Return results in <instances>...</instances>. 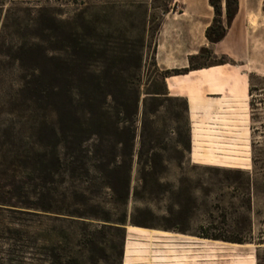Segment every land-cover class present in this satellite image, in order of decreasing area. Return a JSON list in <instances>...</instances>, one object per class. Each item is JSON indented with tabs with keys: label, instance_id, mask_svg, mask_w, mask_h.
<instances>
[{
	"label": "trees",
	"instance_id": "obj_1",
	"mask_svg": "<svg viewBox=\"0 0 264 264\" xmlns=\"http://www.w3.org/2000/svg\"><path fill=\"white\" fill-rule=\"evenodd\" d=\"M6 1L11 7L2 12ZM237 4L208 0L214 14L204 33L209 45L224 39ZM20 5L27 4L0 0V212L81 228L77 245L68 243L72 249H60L45 264H99L83 252L96 249L94 237L104 231L116 233L117 244L110 248L113 260L102 264H122L133 160L138 201L155 174L158 156L151 146L160 144L155 125L165 105L181 104L182 115L168 117L175 126L183 120L172 130L174 146L183 159L189 153L187 102L168 98L167 73L158 77L154 61L157 81L150 84L162 89L142 92L144 29L135 37L120 31L114 37L95 29L83 11L62 20L59 9ZM186 71L197 69L190 63ZM61 235L53 231V238ZM32 252V264L42 263L37 249Z\"/></svg>",
	"mask_w": 264,
	"mask_h": 264
},
{
	"label": "rangeland",
	"instance_id": "obj_2",
	"mask_svg": "<svg viewBox=\"0 0 264 264\" xmlns=\"http://www.w3.org/2000/svg\"><path fill=\"white\" fill-rule=\"evenodd\" d=\"M9 1L27 4L17 6L21 9H32L38 5L59 9L62 20L83 11L95 29H106L115 33L114 37L119 31L135 37L144 29L143 93L161 90L159 82L155 86L150 82L157 81L156 75L159 77L167 73L165 87L168 98H176L171 96L176 86L197 89L203 98H210L209 94L215 93L211 85L199 83L194 86V76L190 80L183 78L190 63L200 73L214 69L212 73L235 76L237 81L221 85L223 96L229 95L230 88L236 86L239 93L236 100L231 102L233 106L217 105L204 119H198L205 126L194 124L192 129L187 111L190 150L184 159L180 150L175 149L172 131L176 127L182 128L183 120L175 126L168 117L170 112L182 115L181 104L170 103L159 112L155 128L160 136V144L151 146L158 156L153 163L154 179L147 178V188L140 193L138 201L134 200L137 186V160L134 158L125 235L126 240L130 237L127 231L164 238L175 235L184 237L180 240L206 243L208 256L203 259L207 261L205 264H258L257 255L261 261L259 264H264V11H256L259 0H249L246 9L245 0H241L237 24L240 34L236 40L233 36L229 37L219 47L220 52H230L234 61L217 53L214 46L206 41L198 43L201 28L194 26L191 19L178 18L176 13L179 10L171 0ZM10 7L6 1L2 12ZM213 17L214 14L211 20ZM1 19L0 10V22ZM238 37L241 38L238 41L241 47L236 46ZM187 39L193 41L194 45H202L191 50L182 49L180 42ZM201 50L204 52L200 53ZM153 61L158 70L156 75L151 67ZM198 101L190 97L192 114L201 103ZM225 102L226 99H223L222 104ZM139 131L138 127V135ZM138 149L137 140L135 151ZM107 209L112 215H117L111 207ZM59 230L63 239L53 238V231L58 233ZM79 230L81 228L75 225L59 226L41 219L0 212V264H32L33 249H37L40 264H45L47 257L59 254L60 249H72L68 243L77 245L74 241L78 238L74 235ZM92 230L87 228L85 232ZM17 231L20 235H17ZM205 237L219 241L204 240ZM231 241H242L243 244L229 243ZM115 244L116 233L104 231L94 237L96 249L87 248L83 255L85 259L93 257L99 264L107 258L112 261L110 248ZM202 249L206 250L204 247ZM129 252L130 247L127 246L124 264H128ZM185 252L177 247L165 255L169 264H176L179 258H186L188 264H196L199 259L195 256V250H188L187 256ZM138 255L132 264L156 263L151 262L148 256H141L144 254ZM111 261L109 263L112 264Z\"/></svg>",
	"mask_w": 264,
	"mask_h": 264
},
{
	"label": "crops",
	"instance_id": "obj_3",
	"mask_svg": "<svg viewBox=\"0 0 264 264\" xmlns=\"http://www.w3.org/2000/svg\"><path fill=\"white\" fill-rule=\"evenodd\" d=\"M171 1L174 4H176V7L179 10V12L176 13L178 18L191 19L194 26H199L201 28L200 32L198 31V38H199L198 43L200 41L201 42L206 41L204 37V33H205V30L211 24L212 22L211 18L213 15V11L208 5V0H171ZM248 1L249 0H245V9H246V3ZM240 3H241V0H238V4H237L238 8H237L236 16L234 20L232 21L230 27L227 29L224 39L220 43L216 45H212L214 46L217 53L227 56L230 60H233V61H234V58L232 57V54H230V52H220L219 47L222 46V44H224L227 40H229V37L232 38L233 36L234 40H236L237 35L240 34L239 25H237L239 22V18H240L239 16L241 14ZM262 5H263V1L259 0L256 11L260 9L262 10ZM221 7H222V20H224V2H222ZM244 15H245V11H244ZM234 26L236 27L234 28ZM163 33L164 32L162 31L161 36L163 35ZM170 39L172 40L173 38L170 36ZM238 39L239 40H237L236 46L241 47L240 45L241 43L238 42L240 41L241 38L238 37ZM175 42L177 43V41ZM180 43L182 44L180 45V47L186 50L199 48L202 45V44L194 45L193 41H191L190 39H187L186 41L180 42ZM214 53L216 54V52ZM211 70H214V69L205 70V71H202V73H200V71H193V72L187 73L183 77L187 80H190L194 76V78H196L195 80H193L194 86H197L199 83H208L209 85H211V89H215V93L209 94L211 95L210 98H203L199 90L191 89L190 87L187 88L185 86L174 87V94L171 95L172 97L183 98L187 102L191 129L194 126V124H197L199 126H205V124L199 121L198 119H200V117L204 119L206 117V114L209 113V111H212L213 108L216 107L217 105H220L221 107L233 106L231 102H233V100H236V95H238L239 93L235 89L236 86L234 85L229 90L230 94L227 96H223L221 94V85L226 84V82L237 81V79H235V76L232 74H225L222 72L212 73ZM212 96L217 97V98H213ZM190 97L197 98L199 100L198 102H201L199 107L195 110L194 114L191 113L190 107H189ZM223 99H226L227 101L224 104H222ZM208 105H211V106H208ZM209 119L210 118H208V120ZM127 234H130V237L127 238L126 240V235H125L122 264H124L127 246L130 247L128 264H132L133 259L139 256L138 254H144V255H141L142 257L148 256V258H151L150 260L151 262L153 263L156 262L155 264H169L168 257L165 254H168L169 251H172L173 249L177 247L179 248V250H183L184 252L186 251L185 252L186 256H187L188 250H192V251L195 250V256L198 257L199 259V260H196V264H205V262H207L203 260L204 257L208 256L207 255L208 248H207V245H205L206 243L189 242L186 240H180V238H184V237L178 238V236L171 235V234L170 235L172 236V238H164V237H158L154 235L133 233L129 231H127ZM203 247L206 248V250L202 249ZM186 256L183 255V257H186ZM178 260L179 261L176 264H188V262H186V258H179Z\"/></svg>",
	"mask_w": 264,
	"mask_h": 264
}]
</instances>
